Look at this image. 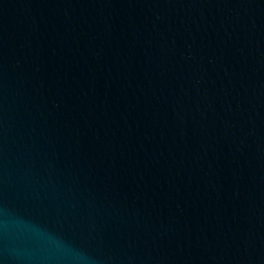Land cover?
Returning <instances> with one entry per match:
<instances>
[{"label":"water","instance_id":"water-1","mask_svg":"<svg viewBox=\"0 0 264 264\" xmlns=\"http://www.w3.org/2000/svg\"><path fill=\"white\" fill-rule=\"evenodd\" d=\"M0 264H264V0H0Z\"/></svg>","mask_w":264,"mask_h":264}]
</instances>
